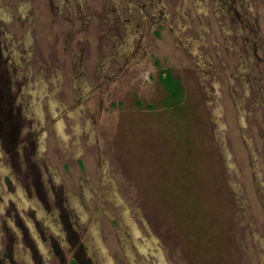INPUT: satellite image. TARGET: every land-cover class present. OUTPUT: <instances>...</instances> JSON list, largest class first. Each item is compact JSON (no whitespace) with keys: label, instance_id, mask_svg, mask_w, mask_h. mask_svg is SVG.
Here are the masks:
<instances>
[{"label":"rangeland","instance_id":"1","mask_svg":"<svg viewBox=\"0 0 264 264\" xmlns=\"http://www.w3.org/2000/svg\"><path fill=\"white\" fill-rule=\"evenodd\" d=\"M0 81V264H263L264 0H0Z\"/></svg>","mask_w":264,"mask_h":264},{"label":"flooded vegetation","instance_id":"2","mask_svg":"<svg viewBox=\"0 0 264 264\" xmlns=\"http://www.w3.org/2000/svg\"><path fill=\"white\" fill-rule=\"evenodd\" d=\"M0 90H1V93H0V99H1L0 100V140L3 141L2 143H6L7 148H9L10 151L14 150L16 152V155L18 156L17 150H19L18 148L20 146V145H18V143H19L18 140L20 137V135H19L20 125H22L23 119L20 117V115L16 114V112H17L16 104L12 103V101L9 102L10 97L7 94L5 88L0 87ZM7 100H8V102H7ZM12 111H14V112H12ZM10 119L14 121V124L12 125V127H10L8 125V122L11 121ZM59 125L61 127V123ZM2 145H3L4 151L6 153L5 146H4V144H2ZM7 181H9V180H7ZM14 198H15V202L17 204H20V198L16 197L15 195H14ZM3 199H4L3 197L0 198V208H3V206L6 204V202L3 203ZM7 204L9 205L8 201H7ZM138 243H140V242H138ZM140 244L145 246V247H143V250H146V246H147V244L148 245L150 244V241L146 240V244H143L142 242ZM123 245L126 246L125 244H123ZM101 247L102 246L100 245V248ZM127 248H128V246H127ZM138 248L140 250L142 249L140 247H138ZM101 253H103V251H100V253H99V260H100L101 264H104V259H103V256L101 255ZM136 263L145 264L143 259L138 260ZM262 263L264 264V262H262Z\"/></svg>","mask_w":264,"mask_h":264},{"label":"trees","instance_id":"3","mask_svg":"<svg viewBox=\"0 0 264 264\" xmlns=\"http://www.w3.org/2000/svg\"><path fill=\"white\" fill-rule=\"evenodd\" d=\"M165 86L170 89L171 91H174L173 88L171 87L170 83L166 82L165 83Z\"/></svg>","mask_w":264,"mask_h":264}]
</instances>
